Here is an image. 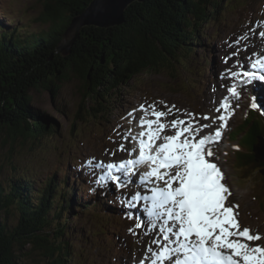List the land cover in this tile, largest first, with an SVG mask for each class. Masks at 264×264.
<instances>
[{
	"label": "rangeland",
	"instance_id": "obj_1",
	"mask_svg": "<svg viewBox=\"0 0 264 264\" xmlns=\"http://www.w3.org/2000/svg\"><path fill=\"white\" fill-rule=\"evenodd\" d=\"M43 9L44 0H0V32L15 29L31 35L47 30L48 24L39 20ZM260 31H264L263 9L255 11L251 17H246L245 12L227 11L222 22H212L206 26L205 36L212 37L204 38L202 44L196 45L195 52L189 58V66L174 64L176 70L172 72H144L140 75L142 89L133 90L125 85L116 90L110 103L113 105L114 114L107 117L106 121L88 117L89 109L94 106L95 100L84 98L83 81L78 73H72L67 80L58 82L59 88L53 93L40 88L30 90L31 107L44 113L49 124L55 126V131H48L40 140L32 141L30 138L22 141V138H18L15 142L7 133L2 132L0 184L6 185L10 179L24 177L34 182L36 192L45 186L49 178L55 176L57 180L61 179L62 170L66 166L70 167L72 174L82 169L80 173L85 175L84 182L88 183L89 188L80 189L81 201L87 203L90 199V202L97 205L98 213L94 214L87 208L81 210L76 207L75 210L73 207V211L67 216L69 220L65 236L70 243V251L74 253L71 260L70 255L67 257V264H139L146 256V247L152 235L158 232L154 230L145 235L144 230L136 229L135 217L141 216V211L140 208L127 207V191L111 192L107 198V194L103 195L101 188L94 182L100 169H95V175H92L87 165L93 158L94 162L117 163L129 155L128 150L133 143L131 136L137 135L142 129L137 121L145 115L139 110V106L144 104L147 107L155 103L159 110L167 111V108L174 105L172 113L165 118L167 122L176 118L193 119L196 122L199 118L203 124V115H219L215 109L226 96L229 97L234 111L227 121V127L222 130V138L215 145L214 156L210 159L221 168L225 176L223 183L231 191L228 202L239 206L236 211L241 229L247 227L251 234H259L261 239L250 243L264 246V182L258 175H252V181L244 184L241 178H238L236 158L232 153L235 142H231L234 129L252 108L254 96L260 98L257 109L264 110V87L257 86V82L255 87L252 84L238 83L239 78L232 79L227 72L229 69L242 71L241 66L246 65L247 68L256 56H264V38L259 36ZM245 35L247 39L241 40L239 44L235 43L239 37ZM252 45L253 48L250 47ZM259 47H262V50ZM238 49L239 55L233 56L232 53ZM249 50L253 51L249 55L252 58L247 59L243 56ZM206 58L210 60V69L202 72L201 65ZM233 84H237L238 99L231 97L227 90ZM98 101L102 102L100 99ZM150 111L147 118H152ZM187 112L192 116L188 117ZM261 114L264 116V112ZM114 115L118 116L114 118ZM218 124L219 122L210 127L208 132H214ZM129 131L128 139H123L122 136ZM174 131L166 128L163 134L171 135ZM120 145H124L125 150H120ZM75 162L79 163L74 166ZM71 182L72 179H69V183ZM112 186L117 189L114 183ZM75 187L79 188L78 185ZM97 188L99 190H96ZM100 196H103L104 201ZM112 201L123 208L121 213H127V217L118 218L115 217L117 214H112L114 212L105 206L106 202L114 207ZM11 207L10 214H7V222L10 225L15 224L17 218L14 206ZM5 212V209H1L2 218L6 215ZM103 217L104 220L101 219ZM103 225L107 229L106 234L101 232ZM130 228L134 230L135 235L129 232ZM30 249L25 245L18 251L20 263L45 264L41 253Z\"/></svg>",
	"mask_w": 264,
	"mask_h": 264
},
{
	"label": "trees",
	"instance_id": "obj_2",
	"mask_svg": "<svg viewBox=\"0 0 264 264\" xmlns=\"http://www.w3.org/2000/svg\"><path fill=\"white\" fill-rule=\"evenodd\" d=\"M89 2L44 0L39 20L48 24L47 30L31 35L15 29L0 32V134L7 133L13 142L18 138L40 140L48 131H55L47 116L31 107L30 90L40 88L53 93L59 88L58 82L78 73L83 81L84 98L95 100L88 117L106 121L114 114L111 96L121 86L140 90L143 87L140 75L144 72H172L176 70L174 64L189 66L195 48L204 38L212 37H206L204 32L209 23L219 24L227 11L237 10L251 17L255 11L264 9V0L135 1L126 8L124 22L119 25L82 27L70 53L63 56L56 52L61 34L71 18ZM201 69L202 72L210 69L208 58ZM260 137H264V120L250 111L232 134V141L238 146L233 149L236 174L243 184L251 182L252 175H258L264 182L260 174L264 163L253 152ZM81 170L72 174L66 166L61 179L49 178L36 192L34 182L24 177L0 184V212L6 211L3 218L0 215V264H22L18 251L25 245L41 253L45 264H67L71 260L74 253L65 236L67 216L73 207L98 213L97 205L90 199L87 203L81 201L80 189L89 188ZM111 190L109 186L101 188L103 195ZM113 205L105 202L112 214H117L115 217H123L115 202ZM11 206L17 215L12 225L7 222ZM101 227L102 234H106L107 229Z\"/></svg>",
	"mask_w": 264,
	"mask_h": 264
},
{
	"label": "snow or ice",
	"instance_id": "obj_3",
	"mask_svg": "<svg viewBox=\"0 0 264 264\" xmlns=\"http://www.w3.org/2000/svg\"><path fill=\"white\" fill-rule=\"evenodd\" d=\"M259 36L264 38V31ZM243 39L247 36L239 37L235 43ZM238 52L239 49L232 55ZM250 67L253 71L229 69L227 72L230 78H239L238 83L255 87L257 80L264 82V59L253 60ZM227 90L231 97L238 99L237 84ZM259 99L253 97L252 108L258 107ZM174 108L173 105L167 111L159 110L155 103L139 106L145 113L138 121L144 130L138 136H131L138 155L135 149L128 150L129 156L135 158L118 164L94 162V158L87 162L92 175L95 169H100L94 181L98 187L107 188L111 182L117 190L131 184L141 166H148L146 172L139 174L136 186L150 194L137 191L126 200L129 209L144 202L142 212L146 219L136 216V229L148 235L158 228L157 238L146 248L150 256L146 255L139 264H264V246L250 243L259 241L260 235L251 234L247 227L241 229L236 211L239 206L228 202L231 191L223 183L225 176L210 159L234 111L229 97H224L215 109L219 115L202 116L211 123L196 125L193 119L180 118L167 122L165 118ZM149 110L152 118H147ZM217 122L214 132L200 135ZM166 128L174 129V134L164 135ZM129 135L130 131L122 138L128 139ZM161 139L163 142L157 143ZM120 150H125L124 145H120ZM128 215L131 218V213ZM129 232L135 235L133 229ZM152 245H156L155 250Z\"/></svg>",
	"mask_w": 264,
	"mask_h": 264
},
{
	"label": "water",
	"instance_id": "obj_4",
	"mask_svg": "<svg viewBox=\"0 0 264 264\" xmlns=\"http://www.w3.org/2000/svg\"><path fill=\"white\" fill-rule=\"evenodd\" d=\"M144 0H90L82 12L74 15L69 25L61 34V39L56 46V52L67 55L71 51L73 42L77 39L79 31L84 26L112 27L124 22V12L133 2ZM255 158L264 163V137H260L253 148ZM264 177V165L260 169Z\"/></svg>",
	"mask_w": 264,
	"mask_h": 264
},
{
	"label": "bare ground",
	"instance_id": "obj_5",
	"mask_svg": "<svg viewBox=\"0 0 264 264\" xmlns=\"http://www.w3.org/2000/svg\"><path fill=\"white\" fill-rule=\"evenodd\" d=\"M251 39H252V38H251ZM262 42H263V41H262ZM260 44H261V43H260ZM260 44H259V46H261ZM253 45H254V44H253ZM253 45L250 46V47L253 48ZM263 45H264V44H262V46H263ZM245 47H246V46H245ZM250 47H249V48H250ZM254 47H255V46H254ZM238 48H239V47H238ZM247 48H248V47H247ZM259 48H260V47H259ZM261 48H262V47H261ZM261 48H260V50H262ZM255 50H256V49H255ZM240 51H241V50H240ZM252 52H253L252 50L247 51L246 54H245V56H243V57H245V58H247V59L252 58V57L249 56L250 54H252ZM238 55H239V54H238ZM261 56H262V55H261ZM248 57H249V58H248ZM246 64H248V63L246 62ZM235 70H236V69H235ZM187 113H188V112H187ZM183 114H184V113H183ZM183 116H184V115H183ZM181 118H182V117H181ZM182 119H183V118H182ZM196 120H197V121H196V122H197V125H198V124H201V122H202L201 119L198 118V119H196ZM203 123H207V121H203ZM208 123H211V121H209ZM215 125H216V124H215ZM194 126H196V125H194ZM204 130H205V132H201L200 135H205V134L209 133V132H208L209 128L204 129ZM206 130H207V131H206ZM154 238H157L156 232H154V234L152 235L150 241H151L152 239H154ZM140 239H141V238H140ZM146 239H147V238H146ZM148 242H149V241H148ZM146 248H147V247H146ZM152 248L154 249V248H155V245H152ZM155 249H156V248H155ZM144 254H145V253H144ZM142 255H143V254H142ZM146 255H147V253H146ZM143 256H144V255H143ZM148 256H150L149 253H148Z\"/></svg>",
	"mask_w": 264,
	"mask_h": 264
}]
</instances>
